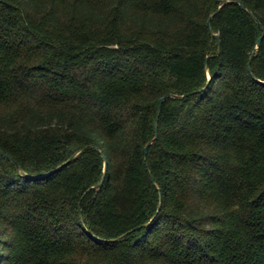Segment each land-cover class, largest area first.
<instances>
[{"label": "trees", "instance_id": "16d2710c", "mask_svg": "<svg viewBox=\"0 0 264 264\" xmlns=\"http://www.w3.org/2000/svg\"><path fill=\"white\" fill-rule=\"evenodd\" d=\"M263 34L264 0H0V264H264Z\"/></svg>", "mask_w": 264, "mask_h": 264}, {"label": "water", "instance_id": "95a60500", "mask_svg": "<svg viewBox=\"0 0 264 264\" xmlns=\"http://www.w3.org/2000/svg\"><path fill=\"white\" fill-rule=\"evenodd\" d=\"M234 2H236V3H238L241 7H242V9L243 10H245L247 13H249L250 15L252 14L240 1H234ZM225 3V2H224ZM213 18H214V15H212L210 18H209V20H208V22H207V27H208V29H209V32L211 33V34H213V29H212V20H213ZM216 38H218L219 36L218 35H215V34H213ZM263 39H264V34L260 37V39L257 41V43H256V48H255V50H254V52H253V54H252V56H251V60H250V63L248 64V70H249V72L251 73V62H252V60H253V58L255 57V55H256V53H257V51L260 49V47H261V44H262V41H263ZM206 70H207V72H208V77H209V79H210V74H209V70H208V60L206 61ZM254 79H256L255 77H253ZM171 98H179L178 96H175V95H172V94H169V95H166V96H164L163 98H161L160 99V101H159V105H158V113H157V119H156V124H155V127H156V131H157V129H158V121H159V118H160V116H161V110H162V106H163V104H164V102L166 101V100H168V99H171ZM157 139V135H156V137H155V139L145 148V154L147 155V153H148V148L154 143V141ZM0 156H2V157H4V158H6V159H8V160H10L11 162H13L14 164H16V162L13 160V159H11V158H9V157H7V156H5V155H3L1 152H0ZM104 158V162H105V172L104 173H106V170H107V158L106 157H103ZM69 162L70 161H68V162H66V163H64L63 165H61V166H59L55 171H59L60 169H62L63 167H65L67 164H69ZM104 181H105V177H103V179H102V181H101V183L97 186V189L98 190H100V189H102V187H103V184H104ZM161 197V196H160Z\"/></svg>", "mask_w": 264, "mask_h": 264}]
</instances>
